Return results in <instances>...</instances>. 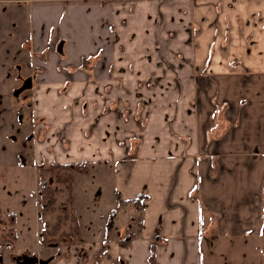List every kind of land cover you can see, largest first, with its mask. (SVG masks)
I'll use <instances>...</instances> for the list:
<instances>
[{
    "label": "crops",
    "instance_id": "0c3cea01",
    "mask_svg": "<svg viewBox=\"0 0 264 264\" xmlns=\"http://www.w3.org/2000/svg\"><path fill=\"white\" fill-rule=\"evenodd\" d=\"M93 80L147 106L138 144L121 149L116 127L104 152V118L93 139L84 116L59 164H87L74 195L77 177L107 168L127 237L113 223L112 241H78L82 258L55 264H149L152 246L156 264H201V239L264 249V0H0V167L20 173L16 143L58 122L60 92Z\"/></svg>",
    "mask_w": 264,
    "mask_h": 264
},
{
    "label": "rangeland",
    "instance_id": "374dc122",
    "mask_svg": "<svg viewBox=\"0 0 264 264\" xmlns=\"http://www.w3.org/2000/svg\"><path fill=\"white\" fill-rule=\"evenodd\" d=\"M170 5L168 4V7ZM94 61L95 59L93 58L89 64H94ZM91 84L86 94L81 89L83 86L78 88L74 86L71 91L64 94L60 92V96L57 97L58 101L55 104V113L57 116H61L58 122L40 124L33 130V140L30 132H28V137H24L21 142L18 141L16 143L23 150V154L20 155V164L17 166V169L21 170L20 173L14 172L9 167H0V227L6 228L9 226V214L13 213L14 221L12 227L17 237L15 253L37 249L41 245L38 232L41 233L45 223L51 226L56 225L58 221L57 229L54 231V238L58 245L55 247L54 253L63 252V250L68 253L70 249H77V254L82 258V252L75 247L79 246L77 243L82 241L85 243H96L106 238L112 241L115 236L113 223L117 222L118 212L125 218L128 216L126 206H121L120 208L116 206L118 202L113 192L114 182L106 167L99 168L101 172H96V169L95 171L92 170L90 178L77 177L75 195L72 189V197L68 193L65 184L57 183L54 179L55 177L53 178L48 172V169L57 165L59 166L57 173L63 177L68 175V171L62 168V165L65 164L59 163L63 161L61 158L72 147L73 140L77 134L75 127L79 126L81 119L86 118L84 116L92 118L90 125L93 139L94 135L97 136L99 134V122L104 118L103 132L100 136L103 139L102 148L104 152H110L111 149L115 148L112 145V140L114 142L117 136V132L115 136L116 127H118L119 133L117 140L120 139L118 145L121 146V149L124 150L125 148L129 151L138 144L142 128V123L140 122H144L147 118V106H143L138 100L136 102H139L140 105H135V108H133L134 103L132 101L128 102L124 97L121 101V98L116 99V97L111 96L109 86H103V94L101 95L100 85L95 84L94 80ZM151 99L153 100V97ZM101 102L108 105V109H104L103 112L97 110ZM61 107H63L64 111L61 110ZM134 109L135 112L133 111ZM98 112L100 114L97 116ZM110 116H114L118 122L111 120ZM128 120L130 124L133 123V127L127 128L129 127L127 125ZM134 121H136V127ZM69 127L72 129L71 144L68 137ZM54 129L55 132H53ZM129 129H136L134 130L136 134L131 135L128 142L126 133ZM54 133L56 134L55 140L50 138ZM112 134H114V137H112ZM81 137L82 135L77 134V139ZM33 149L37 151L36 155H38V158L35 154L32 155ZM72 164L79 165L83 163L73 162ZM37 170L38 177L36 176ZM45 183L54 187L53 205H48L50 196L42 192V186ZM108 211L111 214L102 221ZM113 213L116 215H113ZM78 215L81 217L85 228L84 237L82 240L78 237L75 239V235L72 233L73 235L69 236V239L63 238L65 236H62V233L73 231L72 217L77 219ZM126 224V219L119 218L117 227L123 238L127 237L125 235V231L128 228ZM110 226H112V230L109 228ZM210 242L205 239L200 240V249L198 250L201 264H264V249L260 247L259 250L254 246L253 242L252 244L248 243L246 246L241 245L237 239H230L228 242L224 240L219 242V244L214 242L210 244ZM3 251L4 248H0V255H2Z\"/></svg>",
    "mask_w": 264,
    "mask_h": 264
},
{
    "label": "flooded vegetation",
    "instance_id": "af4514ba",
    "mask_svg": "<svg viewBox=\"0 0 264 264\" xmlns=\"http://www.w3.org/2000/svg\"><path fill=\"white\" fill-rule=\"evenodd\" d=\"M49 186L52 187L51 185ZM13 221L14 215L10 213L9 226L6 228L0 227V248H4L2 255H0V264H55V261H58L59 258L66 257L65 251L54 253L55 247L58 244L54 238V229H51L52 225L50 226L48 223L44 225L45 230L43 229L41 233L38 232L41 245H39L37 249L34 251L24 250L20 253H15L17 237L12 227ZM11 228H13L12 232ZM5 233H13L15 235L13 243L2 241L1 234ZM74 237L76 238V236ZM67 239H69V237Z\"/></svg>",
    "mask_w": 264,
    "mask_h": 264
},
{
    "label": "trees",
    "instance_id": "16d2710c",
    "mask_svg": "<svg viewBox=\"0 0 264 264\" xmlns=\"http://www.w3.org/2000/svg\"><path fill=\"white\" fill-rule=\"evenodd\" d=\"M84 63H85V61H84ZM58 168H59V166L55 165L52 168L48 169V172L51 174V176L53 178L55 177L54 179L56 180L57 183H59L61 185L65 184L68 193H70L71 197H72V183H73L74 175L75 174H86L88 172L87 164L83 163V164L75 165V164L69 163V164L62 165V168L64 170L68 171V175L66 177H63L62 175H60L59 173L56 172L58 170ZM42 192H43V194L47 193L50 196L48 199V205H53L54 204V193H55L54 189L52 187H50L49 184L45 183L42 186ZM142 198H143L142 196H138L134 199L127 201V204H130L133 207H135V206L140 207ZM72 218H73L72 221L74 224L72 226L73 231H71L69 233H62V236H65V238H68L69 236L74 234L76 237L80 238L77 219H76V217H72ZM57 225H58V221H57L56 225H52L51 229H54V231H55L57 229ZM12 231H13V228H11V232ZM1 237H2V241H6V242H10V243H13V241L15 239V235L13 233L1 234ZM129 243H130L129 239L119 240L120 247H126L127 245H129ZM154 248L155 247L152 246V250H151V253L149 256V264H156V257H155V249Z\"/></svg>",
    "mask_w": 264,
    "mask_h": 264
}]
</instances>
